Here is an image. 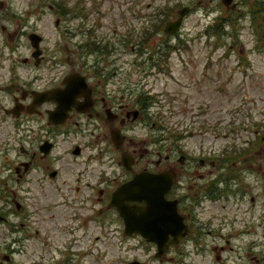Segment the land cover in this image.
Listing matches in <instances>:
<instances>
[{
  "label": "flooded vegetation",
  "instance_id": "1",
  "mask_svg": "<svg viewBox=\"0 0 264 264\" xmlns=\"http://www.w3.org/2000/svg\"><path fill=\"white\" fill-rule=\"evenodd\" d=\"M80 1L81 7L68 8L66 1L28 0L20 11L14 0H0V264H264V158L256 160L258 169L235 161L234 141L242 134L237 118L201 124L203 131L208 128L228 141L204 149L192 131L159 126V111L149 110L153 97L145 91L151 88L144 89L146 77L167 70L172 77V56L182 54L173 51L178 33L165 31L174 14H162L169 11L164 5L162 10L133 5L137 9L129 19H139L140 26L134 27L125 19L124 6L114 4L119 27L129 28L125 35L114 30L117 38H110L101 22V5ZM262 1L231 0L226 5L218 0L225 12L242 21L261 13ZM246 2L254 5L244 13ZM55 8L79 12L72 32L67 28V42L51 40L37 28L46 11ZM221 17L216 19L220 25L228 20ZM133 38L138 41L131 43ZM129 44L136 56L132 69L125 58ZM172 114L167 111L168 121ZM242 122L252 129L242 128L243 134H257L247 143L264 146L263 122ZM149 125L154 132H165L166 139L157 144L153 133L146 132L143 139L136 135V128ZM80 132L93 139L91 154L104 153L109 164L62 163L56 152L59 140ZM82 152L75 144L69 153L76 159ZM142 173L171 178L163 197L174 204L186 229L163 254L145 242L148 259H126L133 250H121L128 239L144 241L137 233H124L111 200L121 185ZM207 235L219 242L207 243ZM112 238L122 247L117 245L111 258Z\"/></svg>",
  "mask_w": 264,
  "mask_h": 264
},
{
  "label": "rangeland",
  "instance_id": "2",
  "mask_svg": "<svg viewBox=\"0 0 264 264\" xmlns=\"http://www.w3.org/2000/svg\"><path fill=\"white\" fill-rule=\"evenodd\" d=\"M27 1L14 0V3L18 10L22 11ZM60 1L62 4L66 1L65 4L68 8L74 4H79V7L82 5L80 0ZM84 1H86L87 6H90L95 0ZM99 1L101 4L100 11L104 12V18L101 19V22L106 24L109 29V31L107 29V33L110 38H117L113 33L114 30H116V33H122L124 29L129 28L128 24L124 28L119 27L114 4L124 5L126 17L133 15L134 10L137 9L133 7V4L141 6L157 5L156 7L159 10L167 5L169 11L165 10L161 13H173L174 18H176V11L183 6H188L191 9V13L184 19L179 33L175 34L178 41L174 44V48H178L180 44L179 48L182 54L174 53L172 56L170 72L173 73V76H167L169 73V70H167L164 71V75L146 77L148 82L144 89L151 88L152 90L145 91H150L151 97H153L152 107L149 110L151 112L159 111V117L156 120L159 126L160 122L164 123L162 126L165 128H171L173 124L178 128L192 126V128H195L196 141L201 140L204 149H210L212 148L211 143H216L218 146L219 143L223 145L228 141H225L223 137H218L215 135V131L208 128L203 131L200 127L201 124H215L219 123L220 120L222 123H226L233 117L237 118L239 122L242 120L252 121L254 118V122L264 123V15L262 14L264 10L257 14L255 18L245 15V20L242 21L225 12L218 0H134V3L132 0ZM250 5L253 6L254 4L249 2L243 4L241 7L242 12L245 13L246 7ZM44 10H47V5L43 6L42 11ZM149 12L143 11V13ZM78 16L79 12L76 10H70L67 13L55 8L51 12L46 11L45 18L38 23L37 28L42 30L44 35L51 38V40L67 42L70 39L69 33L66 34L67 28L72 32L71 28L77 23ZM219 16L224 19L226 17L228 20L220 25L216 21ZM55 18L59 20L58 26L55 25L57 20ZM127 21H130L134 27H140L137 23L139 19L131 18ZM207 29L208 31L205 32ZM122 35L125 34L122 33ZM126 38H128L127 35ZM137 41L135 38L130 39L131 43ZM171 46L172 43H170ZM125 58L128 63L127 69H132L131 62L136 59V56L131 53L130 44L125 48ZM223 81H227V84H223L222 91H220L219 87H221ZM152 93L155 96H152ZM166 101H169L168 105ZM168 110L173 112L172 115L174 116L170 117L169 121ZM258 113H260L261 118ZM66 131L68 130H63V132ZM248 131H252V129L250 128ZM260 131L263 133L264 128ZM146 132L153 133L156 136L157 144H160L161 140H165L167 135L165 132L162 133L160 128L154 132L151 125L143 130L140 128L135 129L136 135L142 136V139L146 137L143 136ZM82 134L85 133L80 132L74 136L69 135V138L64 135L59 140L56 152L62 155V163L77 165L81 164L80 161H83L82 165L109 164L104 153L97 154L96 157L91 154L90 148H92L94 141L89 136ZM255 138H257V134L251 132L245 134L242 132L241 135H238L234 141L238 145L235 161L240 165L254 163L253 167L258 169L256 160L259 159V156L260 159L264 158V154H259L260 148L264 149V146L259 147V142H257V146H251L247 143L248 141L251 143ZM75 144L83 148L82 155L76 159L75 156L69 153ZM165 144L167 142L163 143V145ZM190 144L197 152L198 147L195 141L191 140ZM192 155L198 157V153L194 151H192ZM200 173L204 174L203 171ZM114 226L117 225L112 223V227ZM257 233L255 232V235ZM207 236H209L207 237V243L217 244L219 242L218 238L212 235ZM111 244L115 245V248L111 250L108 257L112 258L119 251L117 249L119 243L112 238ZM119 247L121 248L122 244ZM149 247L139 239H128L121 250L133 249L127 253L126 259L135 256L146 259L147 256L151 255ZM151 250L153 251V249Z\"/></svg>",
  "mask_w": 264,
  "mask_h": 264
},
{
  "label": "water",
  "instance_id": "3",
  "mask_svg": "<svg viewBox=\"0 0 264 264\" xmlns=\"http://www.w3.org/2000/svg\"><path fill=\"white\" fill-rule=\"evenodd\" d=\"M225 4L231 0H222ZM184 8L178 11V19L167 25L166 31L179 30ZM71 79L65 83L69 86ZM63 121V118L61 119ZM61 122V121H60ZM57 124L58 122H54ZM171 178L166 173L136 175L131 181L121 185L112 195L111 206L116 208L123 220L127 236L139 234L147 243L157 246V255L165 252L169 244L175 243L185 231L183 218L178 215L173 203L164 200ZM129 201L144 202L145 206L127 204ZM171 240L169 241V238Z\"/></svg>",
  "mask_w": 264,
  "mask_h": 264
}]
</instances>
